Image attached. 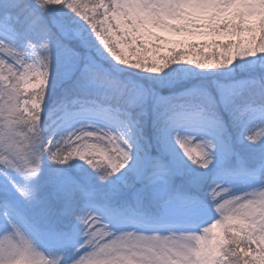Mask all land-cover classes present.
I'll list each match as a JSON object with an SVG mask.
<instances>
[{
    "label": "snow or ice",
    "instance_id": "1",
    "mask_svg": "<svg viewBox=\"0 0 264 264\" xmlns=\"http://www.w3.org/2000/svg\"><path fill=\"white\" fill-rule=\"evenodd\" d=\"M0 264H264V0H0Z\"/></svg>",
    "mask_w": 264,
    "mask_h": 264
},
{
    "label": "trees",
    "instance_id": "2",
    "mask_svg": "<svg viewBox=\"0 0 264 264\" xmlns=\"http://www.w3.org/2000/svg\"><path fill=\"white\" fill-rule=\"evenodd\" d=\"M204 51H205V53H207V52H209V51H211V50H210V49H205ZM189 58H190V57H189ZM192 58H197V59H199V58H201V57H199V56L197 55V56L192 57Z\"/></svg>",
    "mask_w": 264,
    "mask_h": 264
},
{
    "label": "rangeland",
    "instance_id": "3",
    "mask_svg": "<svg viewBox=\"0 0 264 264\" xmlns=\"http://www.w3.org/2000/svg\"><path fill=\"white\" fill-rule=\"evenodd\" d=\"M190 58H192V57H190Z\"/></svg>",
    "mask_w": 264,
    "mask_h": 264
}]
</instances>
